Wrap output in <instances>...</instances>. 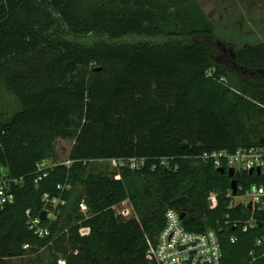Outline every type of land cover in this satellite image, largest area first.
<instances>
[{
	"label": "trees",
	"instance_id": "16d2710c",
	"mask_svg": "<svg viewBox=\"0 0 264 264\" xmlns=\"http://www.w3.org/2000/svg\"><path fill=\"white\" fill-rule=\"evenodd\" d=\"M227 53L195 0H0V78L21 106L0 122V168L24 182L0 213V264L46 247L66 264H152L149 243L169 209L187 213L182 225L190 232H216L222 264H264L251 256L264 235V212L256 217L261 227L234 229L245 213L228 209L233 179L201 159L264 139L246 123L250 115L264 122V42ZM132 158L146 159V167L119 179L84 165ZM164 158L176 169H151ZM43 160L59 165L36 184ZM235 180L264 184V176L246 173ZM66 182L75 188L64 196L60 230L68 233L54 240L55 225L39 239L26 211L36 217L43 195H57ZM126 199L136 217L112 210ZM80 227L89 235L81 237Z\"/></svg>",
	"mask_w": 264,
	"mask_h": 264
},
{
	"label": "built area",
	"instance_id": "2783aa9c",
	"mask_svg": "<svg viewBox=\"0 0 264 264\" xmlns=\"http://www.w3.org/2000/svg\"><path fill=\"white\" fill-rule=\"evenodd\" d=\"M204 163H210L218 170L224 168L226 171L232 169L234 172L246 173L248 175L264 176V144L255 147L238 149L233 153L219 151L205 153L202 156ZM172 160L164 158L150 165L151 169L157 167L164 169H176L171 164ZM86 163L95 164L105 170H108L114 179H119L124 170L140 171L147 165L146 159H96ZM67 167L71 161L63 163ZM59 164L51 160H43L36 165L35 183L48 177L53 169ZM257 170L259 174H257ZM252 172L251 174H249ZM238 178V177H237ZM236 179V178H235ZM24 186L21 179H10L4 168H0V213L11 206L16 199L15 191ZM58 194L55 196L46 193L41 198V210L36 217H33L31 211H26V225L37 238L44 239L52 235V229L56 225L54 240L64 237L68 233L67 229L60 230L62 220L65 217L64 208L67 204L65 195L67 192L74 191L75 188L68 182L57 185ZM229 199V210L240 209L245 213L244 220H236L231 223L235 229L237 225L241 226L242 232L257 227V216L264 212V184L252 183L246 186L236 187V193L229 190L226 194ZM209 209L213 210L218 204V195L215 192L209 194L207 198ZM117 216L124 219L136 217L132 205L128 199L112 207ZM44 211L46 217L44 220L39 218L40 212ZM88 205L86 196L83 195L79 203V213L88 216ZM180 211L169 209L165 213V225L158 234L155 243H149V249L146 253V260L152 264H222V251L218 236L215 231L207 230L202 233L190 232L184 228L180 222ZM79 224V222H78ZM78 233L81 237L88 236L89 228L80 227ZM231 243L237 241L234 236ZM29 245H24L23 250L29 249ZM79 251L74 249L71 254L77 256ZM253 262L264 257V235L255 241V251L252 252ZM57 264H66L65 258H57Z\"/></svg>",
	"mask_w": 264,
	"mask_h": 264
},
{
	"label": "rangeland",
	"instance_id": "374dc122",
	"mask_svg": "<svg viewBox=\"0 0 264 264\" xmlns=\"http://www.w3.org/2000/svg\"><path fill=\"white\" fill-rule=\"evenodd\" d=\"M44 1V0H37ZM214 29V35L228 46L227 57L232 50L245 45L256 46L264 42V0H195ZM21 109L16 96L6 89L0 78V122H7ZM247 126L252 134L264 137V122L259 116H248ZM105 170L103 168H99ZM90 170H95L90 166ZM107 172V171H106ZM79 191V187L76 188ZM72 249V248H69ZM71 252V251H70ZM69 252V253H70ZM49 247L39 250L35 255L13 258L10 264H57ZM57 258L62 257L55 252Z\"/></svg>",
	"mask_w": 264,
	"mask_h": 264
},
{
	"label": "water",
	"instance_id": "95a60500",
	"mask_svg": "<svg viewBox=\"0 0 264 264\" xmlns=\"http://www.w3.org/2000/svg\"><path fill=\"white\" fill-rule=\"evenodd\" d=\"M260 144H264V139H261ZM218 173L220 174H227L230 178H232L233 180L231 181V190L233 191V194L236 193V187H237V183L236 180L234 178H237L240 176V173L238 172H234L232 169H229L228 171H226L224 168H220L217 170ZM252 172H250L249 174H251ZM257 174H259V171L257 170ZM187 213L186 212H181L180 213V222H183L184 218L186 217ZM46 217V213L44 211L40 212L39 218L41 220H44ZM258 227L262 226V223L258 222Z\"/></svg>",
	"mask_w": 264,
	"mask_h": 264
}]
</instances>
